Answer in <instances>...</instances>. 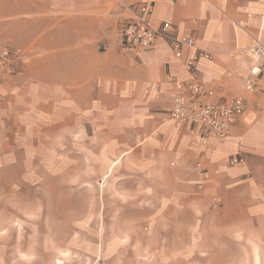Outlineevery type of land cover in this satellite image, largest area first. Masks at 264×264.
Wrapping results in <instances>:
<instances>
[{
  "label": "crops",
  "instance_id": "0c3cea01",
  "mask_svg": "<svg viewBox=\"0 0 264 264\" xmlns=\"http://www.w3.org/2000/svg\"><path fill=\"white\" fill-rule=\"evenodd\" d=\"M141 4L154 27L170 23V36L212 53L197 68L217 99L245 100L226 137L170 118L173 80L188 76L195 48L122 49V23ZM257 40L264 0H0V44L17 56L0 84V150L92 152L116 191L160 217L153 231L184 232L189 247L236 242L253 249L243 262L264 264V91L243 53Z\"/></svg>",
  "mask_w": 264,
  "mask_h": 264
},
{
  "label": "rangeland",
  "instance_id": "374dc122",
  "mask_svg": "<svg viewBox=\"0 0 264 264\" xmlns=\"http://www.w3.org/2000/svg\"><path fill=\"white\" fill-rule=\"evenodd\" d=\"M49 147L0 150V264H253L236 242L189 247L184 232L153 231L160 217L116 191L92 152L62 161Z\"/></svg>",
  "mask_w": 264,
  "mask_h": 264
},
{
  "label": "built area",
  "instance_id": "2783aa9c",
  "mask_svg": "<svg viewBox=\"0 0 264 264\" xmlns=\"http://www.w3.org/2000/svg\"><path fill=\"white\" fill-rule=\"evenodd\" d=\"M152 12V5H137L134 14L123 21L122 49L134 51L154 45L158 41L169 40L176 42L177 56L181 55L180 46L195 48L197 52L186 62L188 76L185 79L173 80L175 93L169 111L170 118L197 126L205 136L226 137L231 126L245 115V100L239 96L229 97L224 101L217 99L214 89L205 87L200 81L197 68L198 61L201 58H212V53L197 47L193 37L170 36L165 31L171 27L170 23H165L163 29L154 27L150 21ZM243 53L248 58V79L253 77L261 80L260 89L264 91V42L257 40L255 44L244 48ZM16 59L17 56L10 48L0 44V84ZM241 160L242 157H232L230 162Z\"/></svg>",
  "mask_w": 264,
  "mask_h": 264
}]
</instances>
